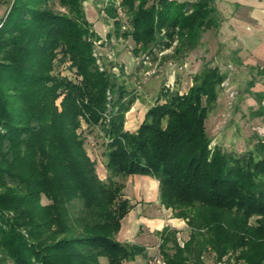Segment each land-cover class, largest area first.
<instances>
[{"label":"trees","instance_id":"obj_1","mask_svg":"<svg viewBox=\"0 0 264 264\" xmlns=\"http://www.w3.org/2000/svg\"><path fill=\"white\" fill-rule=\"evenodd\" d=\"M49 1L13 0L0 20V264L134 259L144 246L116 238L132 204L123 183L111 178L132 174L157 178L160 203L186 220L182 244L176 229L160 231L167 264H205V252L264 264V141L243 153L211 148L205 127L224 80L220 69L195 73L183 93L163 87L130 131L125 114L136 96L113 71L100 69L84 0H59L65 11ZM214 1L122 0L131 25L124 31L111 3L107 13L116 18L115 34L142 50L175 39V50H188L216 25ZM65 59L78 82L53 72ZM81 117L102 131L107 181L83 147ZM41 194L51 202L42 204ZM74 199L81 201L76 213L68 209Z\"/></svg>","mask_w":264,"mask_h":264},{"label":"rangeland","instance_id":"obj_2","mask_svg":"<svg viewBox=\"0 0 264 264\" xmlns=\"http://www.w3.org/2000/svg\"><path fill=\"white\" fill-rule=\"evenodd\" d=\"M12 1L0 0V20ZM121 1L84 0L82 6L92 31L98 35L94 42L93 54L97 57L100 69L106 67L113 71L136 96L125 114L127 128L130 121L133 126L141 121L144 112L160 99L163 87L183 93L191 86L195 73L208 66H217L224 74V80L218 88L216 103L209 110L205 122L207 134L211 139L210 147L218 145L228 152L243 153L251 149L258 138L264 141V75L261 73L264 67V0H215L216 25L201 33L194 48L178 51L174 49L177 39L169 47L159 43L142 50L135 45L130 36L116 35L114 30L116 18L110 17L107 13L110 3L116 7V17L121 24V31L131 29ZM49 2L55 10H66L59 0ZM160 35L164 37V32L160 31ZM53 72L59 76L66 75L75 82L81 78L75 68L70 67L68 59L56 62ZM59 102L60 98L56 102L58 106ZM77 132L83 138V147L88 156L94 161L98 176L101 180L107 181L109 172L105 167L106 148L104 138L101 136L102 131L98 126L87 125L81 117ZM133 175H118L111 178L123 183L125 197L133 202H139L136 192L139 180ZM40 202L48 204L51 200L41 194ZM148 204L141 202L137 207L145 208L149 206ZM154 204L163 219L174 218L171 208H164L158 202ZM80 207L79 199H74L68 204L70 212L76 213ZM5 215L12 216L13 213L5 212ZM176 218L186 223L184 218ZM175 223L174 219L173 224L168 226L177 230L176 238L182 244L189 236V228L184 223ZM143 230L144 227L140 228V231ZM20 232L27 240H31L25 228H20ZM153 241H157L154 249L159 255L161 238L156 228L153 230V236L147 238L145 244H151ZM223 258L231 264H243L229 254L221 259ZM203 259L205 264L216 262L213 252H205ZM100 260L106 261L104 257ZM33 261L34 264H42L39 260Z\"/></svg>","mask_w":264,"mask_h":264},{"label":"crops","instance_id":"obj_3","mask_svg":"<svg viewBox=\"0 0 264 264\" xmlns=\"http://www.w3.org/2000/svg\"><path fill=\"white\" fill-rule=\"evenodd\" d=\"M178 1H190V0H178ZM143 117H144V114H143ZM126 118H127V115H125L124 126L126 129L130 131L135 130L137 126L139 125V123L141 122L140 121L136 126H133V124L130 121L128 128H127ZM129 126H131V128ZM133 176H136L137 179L139 180L137 190H136L138 194L137 199L139 202L137 201L133 202L132 200L129 199L130 203L132 204V207L130 208L129 212L122 218L121 227L118 233L116 234V238L121 242L136 243V244L143 245L144 250L136 252L134 259L130 260L129 262H125L123 264H126V263L127 264H148L147 263L148 260L153 256H159L161 257L163 261H165L159 251H158L159 255H157L155 252L154 245L157 241L155 242L153 241L151 244H145V241L147 240V238L153 236L154 228L157 229L159 238H161L160 231L163 229V227L168 226V224H173L174 219L176 220L175 224H180V223L181 224L184 223L185 225L187 224L185 223L184 220L178 221L179 218H176L175 216H173L174 218H171V219L170 218L163 219L162 216L159 214L160 212H158V210L154 206L155 202H158V204L160 203L159 188H158L159 182L157 178L150 176V175H145V174H134ZM141 202H145L146 204L149 203L148 204L149 206L145 208L137 207L138 205L141 204ZM143 227H144V230L140 231V228H143Z\"/></svg>","mask_w":264,"mask_h":264},{"label":"built area","instance_id":"obj_4","mask_svg":"<svg viewBox=\"0 0 264 264\" xmlns=\"http://www.w3.org/2000/svg\"><path fill=\"white\" fill-rule=\"evenodd\" d=\"M146 58H147V56H146ZM147 263H148V264H166L165 261H163V260L161 259V257H159V256H153V257H151V258L148 260ZM215 264H231V263L227 262V261L225 260V258H223V259L216 260Z\"/></svg>","mask_w":264,"mask_h":264}]
</instances>
